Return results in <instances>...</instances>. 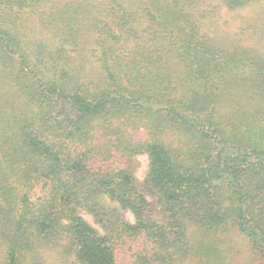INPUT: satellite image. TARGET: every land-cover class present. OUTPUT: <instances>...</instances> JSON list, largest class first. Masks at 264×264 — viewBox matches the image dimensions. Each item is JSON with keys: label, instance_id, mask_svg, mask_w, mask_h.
<instances>
[{"label": "trees", "instance_id": "trees-1", "mask_svg": "<svg viewBox=\"0 0 264 264\" xmlns=\"http://www.w3.org/2000/svg\"><path fill=\"white\" fill-rule=\"evenodd\" d=\"M218 1L0 0V264H264V0Z\"/></svg>", "mask_w": 264, "mask_h": 264}, {"label": "rangeland", "instance_id": "rangeland-1", "mask_svg": "<svg viewBox=\"0 0 264 264\" xmlns=\"http://www.w3.org/2000/svg\"><path fill=\"white\" fill-rule=\"evenodd\" d=\"M211 1L219 4L218 0H211ZM222 8L223 9L219 13V15L215 17L213 21L210 22V25H212V23L218 25L217 27L218 31L221 29V31L223 30L222 31L223 33H226V31L227 32L238 31L240 29L239 25L242 23V20L246 16L251 14L249 8H245V9L238 10V11H231V10L226 9L225 7H222ZM212 26L215 29L214 25ZM136 163H137V170H136L137 176L138 178L143 180L146 177V174L148 172V156L146 154L137 155ZM126 214L130 220L132 221L134 220V216L130 211H128ZM84 216L90 222L94 223V220L91 214L84 213Z\"/></svg>", "mask_w": 264, "mask_h": 264}]
</instances>
